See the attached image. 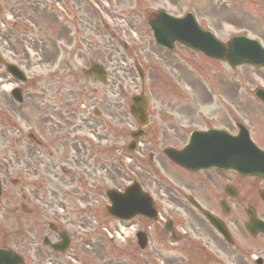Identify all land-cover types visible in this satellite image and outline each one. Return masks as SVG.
<instances>
[{"label":"rangeland","instance_id":"374dc122","mask_svg":"<svg viewBox=\"0 0 264 264\" xmlns=\"http://www.w3.org/2000/svg\"><path fill=\"white\" fill-rule=\"evenodd\" d=\"M26 2L27 0H0V12L2 9V16L4 17V20L0 23V50L2 51V58L5 62L18 63L21 60H27L26 51L28 53L30 51L32 54L34 46H38V50H36V54L33 57L34 60L39 61L41 64H39L40 69L43 67L42 63L49 65V67H45L42 72V74H44L45 70L50 69L53 66L55 60L61 59L64 63L68 60L59 55L61 52L55 53L56 47L54 44L58 41V37L60 38V35L56 30L60 24L57 21L58 18H55L52 15L50 17L45 16L44 20L42 19L43 15H39L38 17L35 14V10H33V8ZM111 2L112 6L110 3L104 1H102V4L98 5L100 14L103 15L104 19L108 18L113 25L117 23L123 26L125 30H130L125 38L129 42L131 57L133 60L139 61L140 64H143V67L147 64L150 69V71L148 70L147 79L141 84L137 74L133 70V60L131 62L129 61L125 66V68H128V71H124L123 74L118 66L122 61L121 54L114 53L113 77L116 82L113 85V91L117 92L119 87L127 88L126 91H129V98L131 99L132 96L138 94L139 91L144 88L145 91L149 93L151 99L149 108L151 114L149 115L150 123L148 125L146 136L140 139L142 143L137 153L142 156L140 157L141 159H139V162L137 161L139 164H136L132 169L119 172L116 168L117 165H114V161L111 162L109 157L108 161L110 166L103 168L98 173L104 174L105 177L103 181H97V184L102 190L96 189L94 192L95 197L90 198L91 194H89V191H87L86 194L87 198L84 197V193L93 183V179L89 183L84 184L81 190L79 189L80 191L76 192L75 196L70 193L74 196L73 199L68 198L65 193L58 197L59 200L61 199V204L65 206L61 212V221H65V210L67 211L69 208V210L72 211V214H70L72 219L70 220L66 217L67 222L74 221L75 225L70 227L71 230L80 227L79 221H77L75 216L77 212H81L82 214V210L85 209V206L90 204V200H92V203H95V206L102 212H98L96 218L105 221L109 217L103 212L106 205L104 193L105 189L107 187L109 188L106 176L108 179L111 177H120L117 179L118 183L115 182V185L116 187L121 188L126 185L127 179H136L143 185L144 190L153 196L157 203L164 204L169 210L168 201L171 199L169 196L170 187L166 183H168L171 188L176 187V185L180 183V178L175 176L170 170L168 161L166 159L164 160V157L162 156V150L180 147L187 139V132L185 130L188 126L194 125L195 127L206 128L207 125H202L201 122H197L200 126L192 124L198 119L196 115L192 116L194 108L198 106L202 107L203 105H206L205 108H208V110H216V107L218 106L222 112L221 107L222 104L225 103L224 109L227 113L229 110L227 106L231 108L232 113H236L233 112L234 102L236 105L235 108L237 107L239 109L237 111L238 113H236V118L240 117V121L237 120L244 124L250 131H253L255 140L262 142L264 145V107L258 104L257 99L254 96V92L257 88L264 90V70H256L251 67L243 66L231 71L227 67L219 65L221 67L220 73L221 76H223L224 81L219 79V75L217 78L210 79L206 82L203 80L204 77L202 76V72L208 74L210 68L213 70L215 65L204 64L203 59H198V55H195L194 57L188 50L178 46H176L174 55L164 54V52L152 44L151 34L148 29H146L147 27L143 26L146 19L158 10H165L172 15H184L186 12H191L203 28L213 32V34L224 43L233 35L244 34L250 38L257 39L264 46V4H258L256 0H251L250 4L245 0H111ZM132 4L135 6L134 13L129 17L128 15L122 16V11H132ZM223 5L226 6V10L223 9ZM9 9L14 11L12 16L19 15L24 17V19H12L11 15H9ZM91 19L92 18L89 16H82V19H80V27L87 28L90 32H97L98 35H100L102 33L101 27L97 30H95L94 27L90 28L91 25H94V20L90 21ZM137 20L140 23H138ZM13 22L16 24L13 25ZM77 24H79L78 20L75 22L76 28L78 27ZM10 25L18 31L11 30ZM20 31H22V33H19ZM79 33L80 36L78 37V42L83 45V50L87 49V45L93 46L89 43V37L83 36L88 33L87 31L81 29ZM63 36V44L67 47L68 43H70V40L68 39V31H66ZM119 37L122 38L121 33L119 34ZM34 39H36V41H34ZM144 39H146V43L143 42ZM37 42L40 45H37ZM117 43V40L112 39V44L116 45ZM133 44H135L137 50L131 48ZM144 46L145 48L141 49ZM118 49L122 53L121 46H119ZM65 50L67 49L65 48ZM127 52L128 50L126 53ZM48 58H51L50 62ZM197 61L201 62V65H199L200 68L193 69L191 66L198 65ZM66 69V66H64V70ZM165 70L170 74L174 72V74H176V79L169 78V74ZM186 72L187 74L188 72L191 73L187 75ZM72 75L80 77L79 69L76 70L73 68ZM33 76L34 74H29L30 80L27 86L32 83L31 78ZM165 78L170 79L173 86L168 85L169 82ZM117 80L121 83L117 82ZM193 81H198L199 83H202L203 81L204 85H199V87L196 86V88H194ZM10 87H13V85H4L3 89L8 90ZM40 87H43L42 84L35 85V88L37 89ZM30 93L29 90L26 91L27 98L29 99ZM208 93L210 95H205ZM175 94L186 95L187 98L193 100H182ZM191 94L195 97L193 98ZM2 95L0 97V105L5 104V107L8 106L6 107L7 116L0 115V132L3 131L4 125L12 126L13 124H16L17 126L23 127L25 124L24 121H21L16 115H22L20 110L30 109L32 107L26 105L21 108L14 104L13 108L11 98L8 96L5 98L4 94ZM123 101H125V99ZM10 112H12V114H10ZM223 113L226 112L223 111ZM32 114L33 113H26L23 119L27 120L29 117L32 119L31 123H33L34 120ZM199 115L200 114H198V116ZM202 116L204 117L203 114ZM199 117L201 118V116ZM114 120L122 122L127 131V133H124L120 138L115 137L111 139L112 142L110 145L112 144L113 146V143H116V148L113 150L112 154H115V156L118 157L119 153L120 156H122L121 152L126 148V144L130 142V139L127 137L129 131L135 130L136 126L132 118H129L128 116L114 118ZM231 127H235L232 121ZM6 134L8 135L7 132ZM104 145L106 146V144ZM98 152H101V149H98ZM132 154L134 155L135 153L133 152L131 155ZM150 154H152V157L149 158ZM124 159L125 158L123 157L120 162L118 161V167L123 163ZM101 161L103 162L101 164L107 162L105 159ZM129 164H133V162L130 161ZM168 171H171L173 175L168 174ZM38 172L41 173L40 170ZM166 174L167 177L169 176L173 178H167ZM29 179L30 178L25 177L22 180V188L26 195L39 205L40 202H38V200L35 201V197L42 198L45 194V188L38 190L35 183L39 181L34 178L32 179L33 193L32 195L29 194V189L26 186V182ZM160 179L163 181H160ZM155 180H158L163 184L159 182L156 183ZM249 182H251L252 185L248 182H243V189H250L260 185V183L255 181ZM70 191H73L72 185ZM11 192H14L15 196H12ZM7 193V196L2 198L3 200L1 204L5 205L6 203H9L8 200L11 196L14 200H12L10 205L16 204L15 201H17V204L22 202L20 199L21 191L19 189H14ZM69 201H71L76 208L81 207V203L85 206L78 210L74 208ZM93 217L91 218V221ZM108 222L109 225H114L113 227L118 225L115 221L111 222L108 220ZM5 225L8 226V222L4 219H0V230ZM27 227L29 226H27L25 218H19L16 227V238L19 243V251L25 246V243H21L22 241L20 240V237L24 236ZM158 228L159 232H154V234L150 235V243L144 253L136 252L133 250V245H130V247H128L129 252L131 253L132 250L134 255L129 259L128 257L123 256L121 251L117 250L121 245H119L118 242H115L116 244L111 245V247L115 249H108L107 252L102 251V254L106 253L107 256H105L102 261L93 264H170V259L173 260V264H187L189 259L184 253L178 252L175 254L170 245L165 244L164 247L158 243L160 235L164 236L162 228ZM86 232H88L87 229H85V231H80L79 235L83 240L85 237L81 236L86 234ZM0 237L3 238L1 234ZM119 242H121V240H119ZM27 255L29 257V260L27 261L28 264L46 263L45 260L41 261L39 258H34L30 253H27ZM79 255L81 256V262L85 257L82 256V254ZM64 262L63 259L56 260L57 264H64ZM87 264H89L88 261Z\"/></svg>","mask_w":264,"mask_h":264},{"label":"flooded vegetation","instance_id":"af4514ba","mask_svg":"<svg viewBox=\"0 0 264 264\" xmlns=\"http://www.w3.org/2000/svg\"><path fill=\"white\" fill-rule=\"evenodd\" d=\"M91 1L97 7V0ZM57 5L60 10L57 13L62 22L57 32L60 35L58 41H64L63 35L66 32L67 23L73 26L75 35L80 36L79 31L84 29L88 33L83 36L89 37V43L93 46L87 45V49L83 50L80 42L76 45L80 61L95 60L104 67L113 66V47L118 49L117 45L112 44L114 36L106 27H103L98 13L85 0H30L29 3L38 17L43 15V20L45 16L50 17L53 14L49 12V7L54 11ZM223 9L226 10V6L223 5ZM121 13L122 16L128 15L129 17L127 12ZM82 16H89L92 18L90 21L94 20V25L90 28L94 27L97 30L101 25L102 33L98 35L97 32L92 33L87 28L80 27ZM76 20L79 21L77 28ZM71 42L70 40L68 47L72 45ZM65 44L67 45L66 42ZM122 47L124 50L127 49L124 44ZM63 83L64 78H58L56 91L48 94L47 108L40 112H33V123H31V118L28 119L31 125L28 124L29 127L26 128L28 132L24 129L27 133L25 137L21 136L20 132L24 133L23 131L19 132L15 128L18 134L11 141L9 148L0 149V158L8 163L3 162L0 166L2 167L1 196H7L5 187L8 185L11 186L9 192L14 189L21 191L20 199L22 200L20 204L15 201L16 204L10 205L14 200L12 196H15L14 192H11L9 203L5 205L0 203V219L9 221L11 224L8 235L0 237V248L19 250L16 227L18 219L22 217L25 218L29 227L26 228L24 236L20 237L22 243H25L20 252L34 253L37 258L45 257L47 254L48 258L54 259L63 256L53 253L46 246L47 241L59 242V235L63 233L64 226L75 225L74 221L67 222L66 220V217L72 219L68 210L64 211L65 221H61V212L65 206L61 204V199L59 200L58 197L70 189L73 179L78 175L77 170L83 169L84 174L89 176L96 173L97 162L102 163V159L106 161L112 154L109 153V147L112 145H110L111 139L120 138L125 133V130H121L125 129L124 124L114 118L128 116L126 111L128 112L129 108V91H126L127 88L119 87L118 91L114 92V80L111 77L83 79L86 88L81 87V90L90 91L84 110L65 107V94L60 88ZM215 116L223 125L230 123L223 115H215V113H210L205 119L211 121ZM89 137L94 141H90ZM104 144L106 148L101 149L102 156L98 158L97 149ZM127 149L128 143L125 150ZM83 165L89 166V172ZM39 170L41 173L38 172ZM25 177L30 178L26 182L29 194L33 193L32 179L34 178L41 182L35 183L38 190L45 188L42 198L35 197V201L40 202L39 205L23 190L22 180ZM182 177L185 180L180 179V183L177 182L182 188L172 189L169 192L171 197L169 214L173 222L172 226L174 225L172 240L175 244L186 247L183 249H188L194 259L199 261L195 264H257V258L264 259L263 237H261L263 242L248 241L249 245H247L240 243V234L236 232V229L241 231L242 220L243 224L248 222V211L254 210L264 219V213L260 208L263 205V203L261 205V193L264 187L243 190L241 188L242 178L233 173L185 172ZM189 200L195 202L199 208L191 204ZM94 209L95 206L91 203V216ZM204 213L218 221L219 226L228 235L231 244L220 236ZM83 219L86 222V212L82 215ZM78 234V231H74L68 235L72 248L73 239L77 240ZM37 242L41 243V246L34 249ZM251 253H253L252 259Z\"/></svg>","mask_w":264,"mask_h":264},{"label":"water","instance_id":"95a60500","mask_svg":"<svg viewBox=\"0 0 264 264\" xmlns=\"http://www.w3.org/2000/svg\"><path fill=\"white\" fill-rule=\"evenodd\" d=\"M154 33L157 43L172 47L173 42L177 41L193 51H200L207 57L218 60H225L231 67L247 63L256 67H264V49L261 46L246 37L233 38L227 48L214 38V36L201 29L191 14H187L182 19L171 17L164 13H159L154 22L149 23ZM171 49V48H170ZM264 102V93L259 95ZM219 134V132H218ZM240 148L234 149L237 143H227L228 139H233L230 135L221 133L220 143L212 148L203 141L208 134H194L191 137L190 145L181 153L174 154L173 159L183 167H211L218 163H233L236 159L237 170L243 175H254L260 177L261 171L264 173V162H257L258 155L264 156L247 138L244 130H241ZM224 135V136H223ZM191 157V158H190ZM234 167V165H230ZM112 207L109 212L115 216H132L133 214H147L150 209L151 201L148 195L143 194L145 206H136L126 197L110 196ZM130 208V209H128ZM127 212H126V211ZM125 211V212H124ZM129 213V214H128ZM125 214V215H124ZM127 217V216H126ZM2 253H0V264L3 262Z\"/></svg>","mask_w":264,"mask_h":264}]
</instances>
